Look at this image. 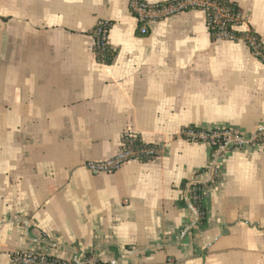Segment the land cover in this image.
I'll return each instance as SVG.
<instances>
[{"label": "crops", "instance_id": "crops-1", "mask_svg": "<svg viewBox=\"0 0 264 264\" xmlns=\"http://www.w3.org/2000/svg\"><path fill=\"white\" fill-rule=\"evenodd\" d=\"M227 1L241 12L238 32L264 47V0ZM128 4L0 0V264L16 254L264 264V142L221 154L202 223L185 189L206 179L210 149L180 136L188 126L264 135V65L242 41H212L200 11L141 36ZM99 20L111 24L109 65L92 52ZM126 129L159 155L89 172L117 154Z\"/></svg>", "mask_w": 264, "mask_h": 264}, {"label": "built area", "instance_id": "built-area-1", "mask_svg": "<svg viewBox=\"0 0 264 264\" xmlns=\"http://www.w3.org/2000/svg\"><path fill=\"white\" fill-rule=\"evenodd\" d=\"M129 12L136 20V30L141 36L148 34V25L173 17L177 14L200 11L205 15L206 27L212 41L238 42L242 41L248 47L252 56L264 65V48L256 34L246 31L238 32L242 15L237 6L221 4L218 0H166L160 3H149L145 0H129ZM111 24L99 20L93 29L92 52L95 57L105 58L109 48V32ZM180 136L189 143L205 144L210 149V161L201 174L206 179L198 178L188 182L185 189V200L198 222L203 217V192L215 185L222 176L217 162L222 153L235 148L255 146L264 142V135L257 132L249 138L241 136L235 129L224 126L204 129L188 126L180 131ZM160 150L139 140L131 129H126L121 135L120 148L113 157L98 162H88L85 168L93 174H112L129 162H146L156 158ZM200 174V175H201ZM184 230L182 231V234ZM15 264H116L115 261L104 262L93 255H83L76 259L64 261L38 254H16L12 257ZM162 264H178V260L168 256Z\"/></svg>", "mask_w": 264, "mask_h": 264}, {"label": "trees", "instance_id": "trees-1", "mask_svg": "<svg viewBox=\"0 0 264 264\" xmlns=\"http://www.w3.org/2000/svg\"><path fill=\"white\" fill-rule=\"evenodd\" d=\"M221 4H229L230 6H234L235 4H233V3H230L229 1H227V0H218ZM236 6V5H235ZM254 34V33H253ZM258 38V37H257ZM258 40H259V38H258ZM264 48V47H263ZM114 57H115V54H114V52H111L110 50H108L107 51V53H106V56H105V58H99V57H97L96 58V60H97V62L98 63H100V64H104V65H109V64H111L112 62H113V60H114ZM203 217L201 218V220L199 221V222H202L203 223V220H204V217H205V211L203 210V215H202Z\"/></svg>", "mask_w": 264, "mask_h": 264}]
</instances>
